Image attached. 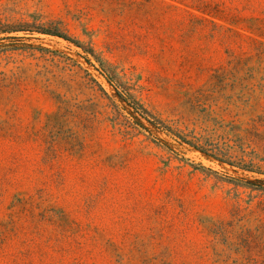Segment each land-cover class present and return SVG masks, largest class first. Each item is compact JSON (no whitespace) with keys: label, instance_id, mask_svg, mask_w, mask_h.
I'll use <instances>...</instances> for the list:
<instances>
[{"label":"rangeland","instance_id":"1","mask_svg":"<svg viewBox=\"0 0 264 264\" xmlns=\"http://www.w3.org/2000/svg\"><path fill=\"white\" fill-rule=\"evenodd\" d=\"M0 264H264V0H0Z\"/></svg>","mask_w":264,"mask_h":264},{"label":"trees","instance_id":"2","mask_svg":"<svg viewBox=\"0 0 264 264\" xmlns=\"http://www.w3.org/2000/svg\"><path fill=\"white\" fill-rule=\"evenodd\" d=\"M109 79V78H108ZM111 82V80H109ZM135 107V106H134ZM134 109H137V108H134ZM137 111V110H136Z\"/></svg>","mask_w":264,"mask_h":264}]
</instances>
